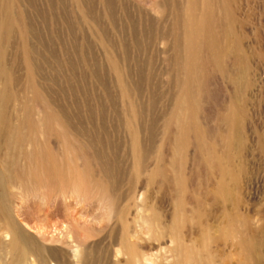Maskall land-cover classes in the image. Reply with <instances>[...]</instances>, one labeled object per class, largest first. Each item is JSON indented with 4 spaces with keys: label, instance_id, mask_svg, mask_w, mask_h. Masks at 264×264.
Wrapping results in <instances>:
<instances>
[{
    "label": "rangeland",
    "instance_id": "374dc122",
    "mask_svg": "<svg viewBox=\"0 0 264 264\" xmlns=\"http://www.w3.org/2000/svg\"><path fill=\"white\" fill-rule=\"evenodd\" d=\"M157 1L79 0L75 6L72 0H0V36L6 50V77L0 89L5 88L7 95L3 98L0 91L4 117L0 126L8 133L23 123L28 109L39 119L53 107L58 127L69 133V139L52 135L50 145L61 159L71 156L89 183L86 187L69 183L53 190L44 185L29 191L19 184L12 187V218L29 233L37 223L47 228L46 241H42L44 255H32L26 264H125V248L120 247L123 233L132 237L138 252L150 256L154 264H174L179 254L186 256L180 242L187 248L195 245V252L209 249L199 226L197 232L192 229L199 218L207 219L198 177L204 171L215 172L207 157L218 153L216 138L221 143L227 139L222 131L217 133L226 128L218 116L234 87L221 74L210 73L200 115L190 121L192 127L207 125L204 140L212 147L210 154L200 151L194 132L186 141L179 140L177 133L164 141L177 89L171 64L173 14L158 8ZM239 1L238 24L246 25L238 26L236 33L244 38L250 67L239 93L245 114L243 135L232 150L238 176L232 193L245 206L251 236L257 237L264 262V142L259 139L264 136V9L258 6L264 0ZM22 29L31 52L29 63L23 53ZM114 65L119 72L114 71ZM31 67L39 99L30 89ZM250 81L253 84L247 88ZM133 130L139 134L140 170ZM22 145L9 147L7 143V150H2V157L7 154L10 162H16L17 172L25 163L24 152L32 149L27 142ZM163 159L167 164L159 171ZM189 170L194 181L181 183ZM167 189H174V196L183 195L184 201L185 196L192 197L191 203L182 201L192 220L182 226L180 240L167 230L176 211L172 191ZM204 192L219 197L215 185L205 187ZM212 211L217 218L209 222L211 234L220 236L226 219L218 206ZM5 221L0 214V238ZM83 225L89 229L88 237H84ZM117 247L123 253L115 257ZM233 253L228 250L224 257L218 253L211 257L217 264L226 259L237 264ZM10 255L5 254L0 264H11Z\"/></svg>",
    "mask_w": 264,
    "mask_h": 264
},
{
    "label": "bare ground",
    "instance_id": "6f19581e",
    "mask_svg": "<svg viewBox=\"0 0 264 264\" xmlns=\"http://www.w3.org/2000/svg\"><path fill=\"white\" fill-rule=\"evenodd\" d=\"M72 3L78 6L79 0H72ZM156 6L161 8L163 12L171 11L173 14L171 37L174 58L171 64L173 66L172 82L177 89V97L165 129L164 141L171 138L173 133H177L179 140L186 141L189 134L194 132L200 151L210 154L212 147L204 140V136H207L208 132L207 125L205 124L204 128L199 125L192 127L190 121L200 115V102L204 97V88L208 83L210 73L221 74L234 87L230 88L229 99L225 102L218 116V121L225 124L226 128L218 130L217 133L222 131L221 135H224L227 139L221 143L216 138L215 146L217 147L216 152H218L216 156L212 157L206 154L208 155L207 164L215 172L209 174L204 171L198 177L201 189L200 195L203 196V203L207 205L205 210L207 219L199 218L196 226L192 229L197 232L199 226L203 237L209 241L207 245L209 249H206L205 252H195L192 250L195 245L187 248L180 242V248L187 255L180 256L179 254L178 260L174 264H217L215 259L212 258L215 253L223 255L228 250L230 254L234 252L233 254L237 256V264H264L260 255L258 239L251 236V222L245 206L242 201L239 202L233 198L232 193L233 187L238 181V176L233 167L232 150L236 140L243 135V118L245 114V106L240 101L239 93L242 89V79L245 78V73L249 71L250 67V57L245 50L244 38L236 33L238 26L246 25L245 22L238 24V13L242 9L241 1L158 0ZM258 6L264 9L263 2H260ZM149 21L153 24L152 18ZM161 32V29H158V33L162 35ZM25 34L26 31L22 29L23 53L27 63H29L31 52L25 44ZM2 39L1 35L0 84L1 80L6 77L4 67V53H6V50ZM114 67L115 72L120 71L116 65ZM29 76L32 77L30 89L34 93L35 99H39L41 93L36 87L34 67L29 69ZM252 84L250 81L246 87L250 88ZM123 87L125 88V85ZM246 87L244 86V90ZM0 91L1 96L7 99L6 89H0ZM25 114L23 123L18 127H12L8 133L7 129H2L0 126V214L6 220L4 235L3 238H0V260L4 262L3 256L9 253L13 257L11 264H26L32 255H44L46 248L42 241H46L47 237L45 225L37 223L31 228L33 233H29L12 218V187L19 184L23 189L29 191L39 185H44L46 188L53 190L69 183H73L75 187H86L89 184L87 175L83 170L79 171L75 167L71 156L61 159L50 145L52 135L69 139V133L58 127V116L53 107L49 106L39 119L34 117L31 108ZM3 118L0 112V123ZM175 125L177 130L174 129ZM41 134L46 137L41 139ZM132 139L136 166L140 170L143 168V157L140 151L139 134L136 130L132 131ZM259 139L261 143L264 142L263 134L260 135ZM26 142L29 146L31 145L32 149L30 152H24L25 163L22 165V169L17 172L14 170L17 167L16 162L12 163L7 158L8 155L5 151L8 148L7 143L11 147ZM3 148H6L4 150L5 157H2ZM166 164V160L163 159L162 162L160 161L157 170L160 171ZM174 179H178L180 183L179 177L175 176ZM191 180L194 181V178L193 173L189 170L187 175L181 179V183ZM214 185L219 195L217 198L208 192H204L205 187L212 186L213 188ZM102 189L105 192L106 187L102 186ZM166 191H170V193L172 191L171 195L175 208L179 205V208H174L176 211L174 212L173 223L170 227H167V230L170 229L171 233L180 240L182 226L188 220L191 221L192 216L186 213L188 209L183 206V195L180 196L175 193L174 196V189H167ZM185 202L191 203L192 197L185 196L184 204ZM229 205H233V209H228ZM215 206L219 207L226 219V226L220 236L211 234L212 224L209 223L217 218L213 216L212 211ZM164 212L170 215V210ZM197 214H200V211ZM85 225L82 226V229L84 237H88L89 229L87 231ZM131 238L124 233L121 235L120 247L125 248V253L117 247L115 257L123 253L127 255L125 264H154L150 256L138 252L136 242L131 241ZM222 245H225L228 249L225 250L226 247L223 250L220 249ZM6 248H8V252ZM230 261L231 259H226L220 264H230Z\"/></svg>",
    "mask_w": 264,
    "mask_h": 264
}]
</instances>
